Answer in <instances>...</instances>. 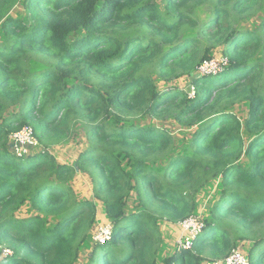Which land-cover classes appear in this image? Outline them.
I'll return each mask as SVG.
<instances>
[{"label": "trees", "instance_id": "trees-1", "mask_svg": "<svg viewBox=\"0 0 264 264\" xmlns=\"http://www.w3.org/2000/svg\"><path fill=\"white\" fill-rule=\"evenodd\" d=\"M19 1L0 0V244L14 252L3 260L0 246V264H80L93 242L98 211L68 184L72 167L8 148L24 126L48 148L75 122L91 125L77 166L114 226L84 264H158L159 221L194 215L214 180L202 233L163 263L222 260L250 240V263L264 264V0H25V19L8 16ZM217 50L229 63L198 74ZM182 76L195 97L158 87ZM141 115L194 132L178 151L169 130L127 120ZM26 205L36 213L17 219Z\"/></svg>", "mask_w": 264, "mask_h": 264}, {"label": "rangeland", "instance_id": "rangeland-1", "mask_svg": "<svg viewBox=\"0 0 264 264\" xmlns=\"http://www.w3.org/2000/svg\"><path fill=\"white\" fill-rule=\"evenodd\" d=\"M24 1L20 0L19 3L15 6V8L11 11V13L8 16H12L14 18H26V13L24 9ZM254 24L248 25L247 28L254 29L260 22L259 17H256L253 19ZM2 40V39H1ZM211 59L207 60L209 63V67L206 70L197 71L200 75H209V71L212 70L215 67H221L222 69L228 62L227 59L224 58L219 51H215L211 55ZM211 62H213L215 65L212 67ZM204 65V64H203ZM169 87H177L181 90L186 91L187 93H190L191 96L195 97L196 90L191 85L190 79L188 77L182 76L179 79L175 80L172 83H165L164 81H160L158 83V87L160 89H164ZM249 104L247 102L241 103L238 105L236 109V114L244 120L248 114H249ZM115 120H117L115 115ZM125 120V119H124ZM123 120V121H124ZM129 121H133L135 124L138 125H145L160 129H166L171 132L173 137L176 140V145L178 146V151H181L183 149V145L187 142V137L193 134V130H185L180 125H178L175 121L169 120L166 122H163L161 120H158L155 117H150L146 115L141 116H134L131 118H127ZM91 125L86 122H75L73 124V130L71 132V135L68 139H66L63 142H60L58 144H53L52 146L45 148L41 145L38 138L36 137L35 131L34 136L38 141V146L35 147H28L26 155H35L38 153H49L53 156V158L61 165H66L69 167H72L73 171L71 173V179L69 180V185H71L76 193L77 198H81V200H88L95 204L97 208L98 213V221H97V229L93 234V238L95 237V233L99 230L100 227L111 224V222L107 219V214L105 210V205L102 201L98 200L95 194V174L92 172V169L88 167L86 170H80L77 166L78 161L82 157L83 153L88 149L89 147V141L86 136V132L88 128ZM27 127L32 128V126H24L22 129L17 130L13 133H11L9 142H8V148L13 155H17L14 150H16V138L15 136L22 132ZM33 129V128H32ZM34 130V129H33ZM20 145V144H19ZM222 192V187L219 186L218 181H211L209 183H206L202 189H200V193L196 195L195 201H196V207L197 210L194 215L188 217L187 219L194 218L195 223L197 225L196 231L199 233V235L202 233V229L205 225L204 220L208 219V215L211 212L213 206L215 203L219 200L220 194ZM136 195V194H133ZM135 200L134 198L131 199V201L128 203L129 210L133 211L132 208L135 207ZM35 214L36 212H33L30 208V205H26L20 212L16 214L17 219L19 220H25L29 218L31 215ZM160 232L163 237V246L161 248L160 253V259L158 264H164L163 260L166 258H170L176 255L181 250H191L189 248H185V245L187 241L191 240L193 238V232H189L188 229L184 227L188 226V223H185L184 221H181L177 224L171 223L167 220L161 219L160 221ZM185 223V224H184ZM184 224V225H183ZM201 230V232H199ZM192 231V230H191ZM101 245L100 243L96 242L95 239L92 242V239L90 238L86 246L84 247L85 251H82L81 253V263L84 264L86 261L88 255H92L95 246ZM253 247V243L250 240H242L239 243V247L235 249V251H240L243 254L247 255L245 256L248 260H250L248 253ZM12 250V249H11ZM246 251L243 252V251ZM234 252V251H233ZM232 252V253H233ZM13 253V250H12ZM230 257V256H228ZM227 257V258H228ZM3 260H5V256L2 257ZM225 258V259H227ZM222 260H216L218 261H224ZM215 260H210L203 263V264H214L217 263Z\"/></svg>", "mask_w": 264, "mask_h": 264}, {"label": "built area", "instance_id": "built-area-1", "mask_svg": "<svg viewBox=\"0 0 264 264\" xmlns=\"http://www.w3.org/2000/svg\"><path fill=\"white\" fill-rule=\"evenodd\" d=\"M228 62V59H227ZM199 69L201 70H206L209 67V63L205 61ZM212 67L215 65L213 62H211ZM227 65V64H226ZM221 68V67H220ZM219 67H215L212 70H210L208 73L209 75L211 74H216L219 72L221 69ZM16 152L17 155H26L27 153V148L28 147H35L38 146V141L34 136V130L32 128L27 127L24 129L22 132H19L16 136ZM20 144V145H19ZM185 223H188V226L184 225L186 229L189 230V232H193V238L191 240L187 241L185 248L192 249L193 243L196 241L197 237L199 236V233L196 231L197 225L195 223L194 218L186 219L184 220ZM205 227V225H204ZM203 227V229H204ZM202 229V231H203ZM192 230V231H191ZM201 232V230H199ZM114 236V226L113 224H107L99 228V230L96 232V235L94 237L95 241L100 243L101 245L108 244L112 241ZM4 255L5 256H10L12 255V252L8 249L4 250ZM217 262V261H216ZM214 264H251L250 261L239 251H234L230 257L225 259L224 261H218L217 263Z\"/></svg>", "mask_w": 264, "mask_h": 264}, {"label": "clouds", "instance_id": "clouds-1", "mask_svg": "<svg viewBox=\"0 0 264 264\" xmlns=\"http://www.w3.org/2000/svg\"><path fill=\"white\" fill-rule=\"evenodd\" d=\"M228 63H229V61H228ZM228 63H227V64H228ZM0 246L2 247V245H1V244H0ZM2 249H3V256H5V255H4V250H5V249H8V250H10V251L12 252V250H11V249H9V248H6V247H2ZM13 254H14V252L12 253V255H13ZM12 255H10V256H12ZM5 257H8V256H5Z\"/></svg>", "mask_w": 264, "mask_h": 264}]
</instances>
